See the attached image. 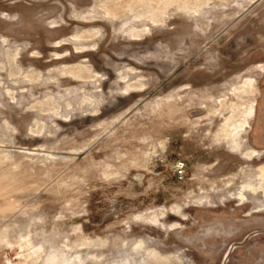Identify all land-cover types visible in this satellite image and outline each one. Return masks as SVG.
<instances>
[{
	"label": "rangeland",
	"instance_id": "1",
	"mask_svg": "<svg viewBox=\"0 0 264 264\" xmlns=\"http://www.w3.org/2000/svg\"><path fill=\"white\" fill-rule=\"evenodd\" d=\"M0 264H264V0H0Z\"/></svg>",
	"mask_w": 264,
	"mask_h": 264
},
{
	"label": "built area",
	"instance_id": "2",
	"mask_svg": "<svg viewBox=\"0 0 264 264\" xmlns=\"http://www.w3.org/2000/svg\"><path fill=\"white\" fill-rule=\"evenodd\" d=\"M186 172V166L183 162H179L176 165V174L178 175V177L182 180L184 179V174Z\"/></svg>",
	"mask_w": 264,
	"mask_h": 264
},
{
	"label": "flooded vegetation",
	"instance_id": "3",
	"mask_svg": "<svg viewBox=\"0 0 264 264\" xmlns=\"http://www.w3.org/2000/svg\"><path fill=\"white\" fill-rule=\"evenodd\" d=\"M254 114H255V111H254ZM254 155H256V154H254ZM254 155H252V156H254ZM253 158V157H252ZM246 160H248V157H246Z\"/></svg>",
	"mask_w": 264,
	"mask_h": 264
}]
</instances>
